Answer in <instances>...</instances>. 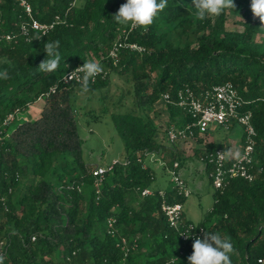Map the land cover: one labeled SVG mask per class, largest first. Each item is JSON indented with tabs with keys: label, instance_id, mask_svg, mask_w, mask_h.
Masks as SVG:
<instances>
[{
	"label": "trees",
	"instance_id": "1",
	"mask_svg": "<svg viewBox=\"0 0 264 264\" xmlns=\"http://www.w3.org/2000/svg\"><path fill=\"white\" fill-rule=\"evenodd\" d=\"M22 1L31 7V16ZM77 2L0 0V72L7 75L0 78V237L8 242L0 264H187L193 241L183 242L179 231L170 227L157 193L142 196L156 179L147 157L165 149L153 119L144 112L169 94V128L183 127L192 119L178 106L179 93L189 89L200 96L228 82L244 101L241 113L252 114L254 178L230 179L222 191L214 190L215 201L203 221L189 222L184 213L183 220L185 226L230 238L232 264H264V29L257 20L240 31L227 28L230 14L251 18L249 0H234V9L203 21L196 18L192 0H167L151 25L131 31L130 24L113 19L125 0ZM31 17L58 24L46 35L31 30L25 36L21 25ZM125 29L126 43L145 51L121 48L114 64L109 52ZM177 33L195 40L181 45ZM55 41L62 59L55 70L43 72L38 67L46 58V43ZM89 55L103 71L88 81L87 92L109 90L112 74L125 75L133 100L130 111L111 115L126 158L112 163L113 170L99 187L92 174L96 167L84 159L75 111L74 91L81 90L83 82H62ZM35 103L42 104L39 116H18L12 128L3 126L8 114L26 113ZM220 147L208 144L198 151L209 171L205 156ZM61 156L72 160L55 172ZM170 156L172 170L175 161L186 160L176 153ZM166 193L169 203L186 201L174 187ZM183 254L184 261H173L172 256Z\"/></svg>",
	"mask_w": 264,
	"mask_h": 264
},
{
	"label": "rangeland",
	"instance_id": "2",
	"mask_svg": "<svg viewBox=\"0 0 264 264\" xmlns=\"http://www.w3.org/2000/svg\"><path fill=\"white\" fill-rule=\"evenodd\" d=\"M81 2H83V0H78L77 3L80 4ZM248 5L251 7V0H249ZM252 20L260 21L258 17H254L253 13L251 18L245 14H230L227 20V28L229 30L240 31L243 30L245 23H251ZM262 27L264 29V22H262ZM175 35L177 39L176 42L181 45L195 40L194 36L186 38L184 36H179V33ZM262 37L263 36H259L258 39L260 40ZM93 60L92 56L89 55L85 62ZM111 77L112 84L109 90L101 89L82 92L76 88L74 91V103L79 121V132L84 140L82 147L84 159L87 163H90L91 166L95 167L98 165L107 167L116 161L123 162L126 158L125 144L114 126L111 115L114 112L124 113L130 111L133 107V100L131 93L128 90L129 85L127 77L125 75L118 76L116 74H112ZM41 105L42 104L39 103L33 105L30 104V108L26 113H19V118H28L30 120L36 118L39 116ZM104 110H106V112ZM144 114H149L151 116L158 129V140L164 145V147H166L163 151L162 157L167 152L170 154L175 153L173 152V148H179V151H183V157L199 160L200 155H198V151H200V146H198V144L204 142V139L194 138L180 141L174 145L168 140V133L165 134V131L169 128V115L166 102L162 100L155 106L146 108ZM19 118H16L11 122V124L13 123L12 125L10 124L11 128ZM1 129L3 128H0V130ZM243 135L244 129L238 124H234L229 128L222 125H213L209 131L208 137H210V139L212 138L216 143H240ZM170 144L174 147L171 148ZM150 157L151 156L149 155L146 161L156 174V179L152 188L170 189L173 187V174L171 168L167 165L168 169L161 166L160 162H156V160H153V158ZM165 159L167 164H170V161L173 160L171 156L165 157ZM71 160V156L66 158L63 156L56 158V165L58 168L55 172L60 170L65 161L71 162ZM196 160L187 161L186 166L188 168L185 167L183 170L184 172L179 173V177L186 183V190L188 192L186 201L183 204L185 218L192 223L203 221L215 201L213 185L208 182L206 173L199 171L203 164ZM200 184H202L201 187L199 186ZM100 185L101 181L100 183L97 181L95 184V186L98 187ZM144 251L145 253L147 252L146 250ZM138 256H142V251ZM184 258L185 256L183 254L176 257L175 261H184Z\"/></svg>",
	"mask_w": 264,
	"mask_h": 264
},
{
	"label": "built area",
	"instance_id": "3",
	"mask_svg": "<svg viewBox=\"0 0 264 264\" xmlns=\"http://www.w3.org/2000/svg\"><path fill=\"white\" fill-rule=\"evenodd\" d=\"M26 10V13L31 16V7L25 2L21 3ZM58 22L42 23L33 17L31 22L21 25V32L25 36L30 35L31 30L39 32L40 35H46L52 30ZM137 26L129 25V30L135 29ZM128 33L127 29L122 30L118 35V38L114 42L112 49L109 52V56L113 59L114 64H117L119 58V52L121 48H129L134 51L144 52L145 49L135 43H126L125 38ZM15 36H7V39H12ZM82 65L76 66L68 71L63 77L62 82L65 84L76 82L82 83L83 71L79 69ZM72 73V76H68ZM102 72L98 73L101 74ZM97 74V75H98ZM96 75V76H97ZM95 76V77H96ZM56 87H52L50 92H54ZM43 96H41L42 98ZM163 101H171L169 94L164 95ZM178 106L185 110L187 115L191 117L192 121L183 127L172 126L168 129V140L172 144H176L180 141H186L190 139H196L198 136H205L211 130L213 125H222L227 128L230 127L232 122L240 125L244 129V141L242 145L241 153L234 159L230 158L227 152L218 148L214 151L208 152L205 159L208 161L206 165H211L210 177L214 190L222 191L229 180L232 178L240 177L247 181H252L254 176L252 173L255 165V138L256 130L252 123L251 112L241 113L240 108L243 106L244 101L240 97L236 87L228 82L222 85L213 87L211 90H206L200 96L196 95L193 91L187 89L184 93L180 92L178 95ZM19 116V111L16 113L8 114L3 121V126H8L11 122ZM154 155V154H151ZM115 163V162H114ZM178 163H174V170H172L174 188L177 189L178 195L187 197L188 192L186 190L185 182L179 177ZM113 170V164L103 167L97 166L93 169L92 174L96 177L100 183L106 173ZM97 183V182H96ZM157 193L162 199L161 210L167 218V222L170 227L179 231L180 237L183 242L193 241L195 236H202L204 233L203 228H196L193 224L185 226L183 220L184 207L182 203L175 202L169 203L166 201L167 193L165 190H154L151 188L145 189L142 192V196H151ZM110 226L112 222H109ZM184 227L183 229H181ZM189 233L188 236H185ZM36 240V236L32 237V241ZM123 243L126 240L123 239ZM7 239L0 237V260H3L7 251ZM70 261V258L67 259Z\"/></svg>",
	"mask_w": 264,
	"mask_h": 264
},
{
	"label": "clouds",
	"instance_id": "4",
	"mask_svg": "<svg viewBox=\"0 0 264 264\" xmlns=\"http://www.w3.org/2000/svg\"><path fill=\"white\" fill-rule=\"evenodd\" d=\"M197 19L203 21L210 16H219L225 10L234 9V0H192ZM167 0H125L113 19L120 25L148 26L154 18L166 7ZM251 11L254 17L264 22V0H251ZM58 41L46 43L44 51L46 58L39 65L43 72L55 70L62 59L58 50ZM84 73L82 92H87V83L103 71L96 61L84 62L79 67ZM72 76V73L68 76ZM0 78H7L5 72H0ZM189 233L185 236H188ZM193 252L187 257V264H232L230 254L233 244L230 238L222 237L219 232L205 231L203 238L195 236L192 244ZM173 261L176 259L172 256Z\"/></svg>",
	"mask_w": 264,
	"mask_h": 264
},
{
	"label": "crops",
	"instance_id": "5",
	"mask_svg": "<svg viewBox=\"0 0 264 264\" xmlns=\"http://www.w3.org/2000/svg\"><path fill=\"white\" fill-rule=\"evenodd\" d=\"M167 111H168V109H167ZM168 115H169V111H168ZM168 118H169V116H168ZM167 131H168V129L165 131V134L167 133ZM208 135H209V133L207 134V135H205V137L204 136H198L197 138L199 139V138H202V139H204V142H200L199 144H198V146H200L199 147V149L200 150H203L204 149V151L206 150V147H207V145L208 144H220L221 145V147L220 148H222V149H224L226 152H227V154H228V156L230 157V158H232V159H234V158H236L240 153H241V151H242V145H243V137H242V139H241V141H240V143H235V142H225V143H216L212 138L210 139V137H208ZM166 137V136H165ZM196 138V139H197ZM165 140L167 141V139L165 138ZM200 141H201V139H200ZM169 145V144H168ZM172 144H170V147L172 148V147H174V146H171ZM165 149H166V147H165ZM174 150H173V152H175L177 155H183V151H179V148H177V149H175V148H173ZM164 151V150H163ZM163 151H162V154H163ZM162 154H154V155H150L151 157L150 158H153V160H156V162H160L161 163V166H163V167H165V168H167V166H169L170 164H167L166 163V160H164V157H165V155L166 156H170V153H166L165 155H163L164 157H162ZM153 156V157H152ZM186 156H188V155H186ZM162 159V160H161ZM152 160V161H153ZM190 160H196V159H192V158H186V160H185V162H184V164H181V162L180 161H175V162H177L178 163V173H182V172H184L183 170H184V168L186 167V168H188L187 166H186V164H187V161H190ZM196 161H200V158H199V160H196ZM174 162V163H175ZM201 162V161H200ZM148 164V163H147ZM167 165V166H166ZM99 166V165H98ZM170 167V166H169ZM173 167H174V164H173ZM168 169V168H167ZM171 170H172V168H171ZM200 172H205L206 173V175H207V177H208V182L211 184L212 183V180H211V177H210V171L208 170V169H206V167H205V165L203 164L202 165V167H201V169L199 170ZM184 181V180H183ZM185 182V181H184ZM200 187L202 186V184H200L199 185ZM155 190H168V189H160V188H158V189H155ZM186 198V197H185ZM212 208V207H211ZM211 210V209H210ZM184 217H185V213H184ZM186 219V218H185ZM188 221V220H187ZM197 224V223H196Z\"/></svg>",
	"mask_w": 264,
	"mask_h": 264
}]
</instances>
